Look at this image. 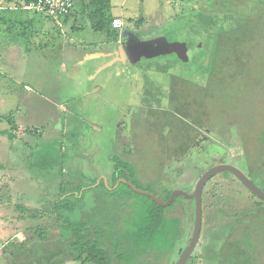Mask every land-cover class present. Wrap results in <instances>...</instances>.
I'll return each instance as SVG.
<instances>
[{"label":"rangeland","instance_id":"1","mask_svg":"<svg viewBox=\"0 0 264 264\" xmlns=\"http://www.w3.org/2000/svg\"><path fill=\"white\" fill-rule=\"evenodd\" d=\"M110 12L122 19L123 28L116 30L119 38L123 31L140 30L149 39L152 36L165 37L171 47L173 43H178L175 41L185 46L190 42V49L183 46L176 54L146 56L133 63L123 53L124 46L115 43L120 48L118 55H114L117 49L113 51L112 37L91 32L88 19L73 16L69 19L70 26L78 22L81 30L71 32L68 27L67 30L61 29L62 34L52 31L50 37L41 33V43L55 37L54 44L58 48H67L73 42L95 43L87 46V53L94 59H87L75 68L78 71L75 80L71 75L63 74L57 75V79L51 76L43 84L41 81L37 83L33 77H26L24 80L33 90L29 95L24 89L20 93L17 90L0 92L1 96L10 93L6 100L0 101L1 105L6 102L10 107L0 108V116L9 110L15 122L10 123L11 126L5 123L4 134L7 136L9 133L15 138L14 147L20 152L37 145V151L46 152L44 156L49 160L44 173H31L23 161L10 167L8 173L13 180L0 185V202L15 205L20 202L33 211L46 208L51 197L54 198L53 188L57 183L54 178L59 174L60 167L52 159L58 156L59 150L54 141L60 138L65 141L64 144L69 143L70 150L65 152L68 159L64 164V173H70V168L75 166L74 176L79 174L90 183L92 180L100 183L98 181L102 177L113 173L112 159L115 157L133 167L139 187H152L160 198L167 191H183L190 195L196 179L203 172L204 164L201 162L214 164L221 158L264 192V145L260 141L264 133L259 136V132L264 130V0H111ZM37 17L48 21L43 16ZM53 21L64 20L58 18ZM191 22L199 28L206 26L203 30L211 29L207 40L201 36V28L198 33L195 32L197 35L187 31ZM41 31L37 29V32ZM55 50L52 68L59 64L61 56ZM103 50L107 55L97 58ZM76 53L83 55L78 49ZM14 72L8 71L9 74ZM4 86L1 85L0 91ZM75 86L81 87V90L78 89L79 94L70 100L72 95L68 92L74 91ZM12 88L13 84L7 86L8 90ZM53 91L56 92L49 93ZM81 92H87L88 96L78 98L83 95ZM41 95L50 99L44 100ZM55 95L66 100L68 110L79 119L80 126L76 132L62 135L63 125L58 123L61 113L56 115L58 120L42 127L44 122L52 120L53 112L60 111L52 106ZM123 121L129 122L130 131H120L118 126ZM204 126L212 130L217 128L219 138L212 136V140L220 150L215 153L217 157H213V153L210 158L199 156L197 160H202L197 163L196 157L192 156L193 142ZM3 141L10 145L14 142L9 138ZM124 146L125 149H122ZM85 151L89 153L87 158L81 156V152ZM220 152L223 156H219ZM13 157L16 159V156ZM70 158L75 160L70 161ZM103 184L109 191L108 184ZM44 185H48V189H44ZM251 196L230 173H219L205 184L200 236L192 254L195 264L237 263L234 257L241 255L245 248L242 233L238 232L230 239L234 233L228 229L250 209L258 207L259 199ZM101 197V203L108 198L105 190L101 191ZM194 206L193 200L182 196L176 198L168 214L181 220L180 242L167 257L161 260L150 257L144 263L178 262L180 251L190 241ZM11 211L0 212V243H8L4 251L14 255V259H33L24 263L44 261L41 251L48 249V253L54 252L56 241H49L47 245L38 237L29 241L30 235L33 237L35 233L27 228L34 227L32 230L36 233L51 231V240L55 233L59 234L55 219L40 215L38 218L23 219V222H13L10 221L11 216L26 214ZM119 212L129 213L130 210L125 208ZM250 220L242 223L250 228L251 248L246 247L250 259L237 264H264V204L262 211L251 216ZM20 231L26 237L17 238L16 234ZM235 242L239 244L238 251L229 253V247L236 245ZM12 260L0 257V264H12ZM60 264L78 263L65 261Z\"/></svg>","mask_w":264,"mask_h":264},{"label":"trees","instance_id":"2","mask_svg":"<svg viewBox=\"0 0 264 264\" xmlns=\"http://www.w3.org/2000/svg\"><path fill=\"white\" fill-rule=\"evenodd\" d=\"M37 1L0 0V10L3 11H0V21H4L7 18L6 15L8 14L9 7L14 6L27 10L25 9V5L36 3ZM110 11L111 0H75L73 10L63 18V22H66L72 16L85 18L89 20L92 32L117 39L119 34L112 27V22L116 18ZM38 15L43 16L41 14ZM43 17L55 23L51 18ZM78 27V29H82L81 26ZM188 27L187 31L190 30L191 35L198 33L201 28L203 32L201 36L205 40L208 39L207 35L210 34V28L203 30V27L206 26L203 25L199 28L194 22L188 23ZM189 43H186L187 47H189ZM0 44H2L1 36ZM6 121L11 126L12 122H14L12 115L6 117ZM10 134H12L11 131ZM7 137L13 142L14 137L12 135L9 136V133H7ZM260 141L264 145V136ZM64 142L61 138L54 141L59 151L57 158L52 160L60 168L57 167L59 174L57 178H54L57 182L55 188H53L54 198L51 197L52 199L46 208L42 211H33L26 209L20 202L16 203V205L9 203L0 205V212L7 211L12 213L11 210H13V212L26 214L24 216L14 215L10 217L12 220L15 217L20 218L17 219L18 221L21 220L20 222L23 219L38 218L40 215L54 218L59 234L55 233L54 239L50 241H56L55 251L50 253H48V249L41 251L43 253L41 258L44 261L46 260L47 263H44V261L24 263V259L23 261L19 259L17 260L18 262H13L12 264H54V262L60 264L65 261H73L78 264H146L144 262L150 257L154 258V260H161L176 250L182 236L181 220L173 214H168L174 206L176 199L168 208H162L156 205L149 197L135 193L126 184L120 183L114 188L119 179H125L126 181H131L139 190L155 194L152 187H139L133 167L126 161L115 157L112 159L114 161L113 173L108 179L109 191L106 190L103 181L98 185H96V180H92L91 183L87 182L79 174L78 176H74L72 169H70V173H64V164L68 159L65 156V152L69 150L67 146L68 142L66 144ZM44 154L46 155V152L42 155ZM2 170H4V165L0 163V171ZM202 174L203 172H200V176L196 181L199 180ZM48 185L44 189H48ZM103 190L107 192L108 198L101 203V191ZM171 193L172 191H167L161 199L166 201ZM258 201V207L250 209L246 215L242 216L241 219H237L235 224L231 225L228 229L234 233L231 237L229 236L230 239L236 233H242L241 237L243 238L242 242L245 248H243L241 255L237 254L236 258L239 259L234 257L237 263H244L243 260L250 259L247 256V248H251L250 233L248 232L250 228L247 229L242 223L245 220L251 221V216L254 214L258 215L262 211L264 202ZM125 208H128L130 212H119L120 209L123 211ZM114 214L116 216H113ZM12 225L14 226L15 224ZM241 225L242 227H239ZM49 234L47 231L37 233L35 231V235L46 245L49 242ZM235 244L229 247V253L238 251L237 245L239 244L238 242H235ZM189 261H191L189 264H195V256L191 255Z\"/></svg>","mask_w":264,"mask_h":264},{"label":"crops","instance_id":"3","mask_svg":"<svg viewBox=\"0 0 264 264\" xmlns=\"http://www.w3.org/2000/svg\"><path fill=\"white\" fill-rule=\"evenodd\" d=\"M20 3L22 4V2ZM6 16L7 18L4 21L2 20L0 21V36L2 37V44H3L0 48V87L2 84L5 85L2 91L0 92H4V91L11 92L12 90H17L19 92L22 89H24L25 92L29 95L30 93L33 92V90H31V86L24 80L26 77H33L37 83L41 81V83L43 84H46L49 81V78L51 76L57 79V75L61 76L63 74H66V75L69 74L74 79V76L76 75L75 73L78 74V71H75V68H77V66L81 64H84L87 61V59H94L89 56L90 55L89 53H87V46H93L95 43L90 44V43H87L86 41H83L81 43L83 44V46H81V44L73 42L70 46H67V48L61 47V46L58 48L57 45L54 44V42H56L55 37H51L48 42L45 41L46 43L45 42L41 43V41H39L40 40L39 38L42 36L41 33L48 34V36L50 37L52 31L54 32L57 31V33L60 32V34H62L61 29L67 30L68 27L71 30V32L77 31L79 28L78 26H81L79 25L78 22H75L73 24V27H71L70 26L71 22H69V19H68L66 22L61 23L60 26H57L55 23H53L50 20L47 21L48 23L45 21H41L37 17L40 15L34 13L33 11H30V10L27 11L22 8H18V7L16 8L14 6H11L8 8V14ZM113 16L115 18L121 19L120 16H118L116 13ZM39 28L43 31L37 32V29ZM94 33L97 34L96 32ZM46 39L47 38L45 37V40ZM102 41L103 43L106 42V40H102ZM120 41L121 39L119 37L117 39H112L111 41L112 46L115 43H120ZM177 42L182 43L179 41ZM55 49L58 50L57 54H60L61 56H60V59H58L59 64L54 65L52 68L51 63L53 62L52 58L54 57V54L56 53ZM77 49L81 53H83L82 56H80L79 53L78 54L76 53ZM108 54H112V53L108 51ZM113 54L115 55V52ZM64 55L66 56V58ZM106 55H107L106 52L103 50L101 51V55L96 56V57L101 58ZM10 70H15L16 71L14 72L15 74H12V73H11L12 75L9 74L8 71ZM9 84H13V88L8 90L7 86ZM81 85H83V83ZM75 88L76 86L73 89L74 91L68 92V94L72 95V96L70 95L71 97L68 96L70 97V100L74 99L75 95L78 93V89L81 90V87H77L76 88L77 91L75 90ZM56 91L49 92V93H54ZM9 94L10 93H8L7 96L6 95L1 96L0 94V101L6 100ZM87 96H88L87 92L86 93L84 92L83 95H80L79 97L77 95L78 98L87 97ZM41 97L44 100L50 99L44 95H41ZM52 104H53L52 106L60 109V111L56 113L53 112L52 120L44 122L42 127H44V125H50L49 122H53V120L55 119L58 120L56 115L57 113H61L62 116L58 120V123H61L63 125L62 135L64 136L65 133L69 134L74 131L76 132L80 126L79 119L76 117L74 113L68 110L69 105L67 104V101L62 100L61 98L59 99L55 95L54 98H52ZM2 107L8 108V109L10 108L8 103L6 102L3 103V105L0 104V108ZM9 113L10 112L8 110L5 114H3V116H0V146H1L0 147V150H1L0 163L4 165V170L0 171V185L8 184L9 182L13 180V176H10V174L8 173L9 168L10 167L12 168V166L19 163L20 161H23L25 168H27L28 171H31V173L33 172L36 173L37 171L44 173L43 169L47 167L46 163L49 162V160L46 159L44 155H42L41 151L40 152L37 151V145H33L30 149H28V151L25 150V152L22 153L19 150H17V148L14 147L15 138L13 139L14 142L11 143V145L8 142L6 143L3 141L4 138L8 139V137L4 133L6 131V128H5L6 126L5 123L7 122L6 117H9L11 115ZM128 130L130 131V126ZM122 149H125V146L122 147ZM71 153H74V152H71ZM94 153H96L95 150H94ZM12 156H16V159L14 157L11 158ZM81 156L84 158H87L89 157V153L86 151L81 152ZM44 160H46V162H44ZM69 160L72 161L75 159L70 158ZM43 163L45 164V166H43ZM75 168H76L75 166H72L70 169L73 170ZM64 171H65V168H64ZM110 176H111L110 174L105 176V178H107L106 179L107 181H109L108 179L110 178ZM30 184L34 185V182L32 181ZM45 186L46 185H44L43 187L45 188ZM0 205H2V202H0ZM1 212L3 213V211ZM17 219H20V218L15 217L13 219V222L14 220H17ZM10 221H12L11 218H10ZM33 228L34 227H30L27 229H30L29 232L33 231V233H35V231L32 230ZM47 232L50 233L51 231L47 230ZM51 234L52 233L49 234V237L51 236ZM24 236L26 237L25 233H23L22 231L17 232L16 234L17 238L19 237L24 238ZM33 238L35 239L37 238V236L35 235L31 237L30 235L29 241ZM49 241H50V238H49ZM7 244L8 243H4V244L0 243V257H2L3 259L12 260L14 259L13 258L14 255H10L9 253L4 251V249L7 247ZM17 260L19 259H14L15 262H18ZM32 260L33 259L28 258L27 261L25 262H30ZM12 263H13V260H12Z\"/></svg>","mask_w":264,"mask_h":264},{"label":"water","instance_id":"4","mask_svg":"<svg viewBox=\"0 0 264 264\" xmlns=\"http://www.w3.org/2000/svg\"><path fill=\"white\" fill-rule=\"evenodd\" d=\"M140 35L137 31H123L121 33L120 39L127 42L128 45L125 44L123 47V53L130 59L131 62L137 63L140 62L138 57L142 54H147L149 57H160L167 55L176 54L178 49H182L185 46L183 43H173V47L169 46L168 40L165 37H159L155 40H150L149 37H144V40L138 38ZM143 36V35H142ZM130 37V38H129ZM123 46V45H121ZM130 46V50L135 52L132 56L131 53H128L127 49ZM137 58V59H135ZM101 71V70H100ZM121 123H119V129L121 131ZM230 173L234 177H236L242 185L256 198L264 202V192L261 191L253 182L249 180L244 174H242L238 169L234 166L227 164L226 162H220L219 165L212 166L210 169L206 170L199 180L195 184V188L193 193L187 195L183 191H173L169 198L166 201H163L159 196L154 193L148 191L139 190L131 181H126L125 179H119L115 184L116 188L120 183L128 185L132 191L137 194L144 195L149 197L156 205L162 208H168L172 205L174 200L179 197H185L186 199L194 201V220H193V229L190 237L189 244L180 251L178 255V262L173 264H186L187 260L190 258L192 253L195 251V248L199 241L200 230H201V223H202V192L205 184L215 175L219 173ZM106 185L107 180L105 177L101 179ZM99 180L98 182H101ZM99 183H96V185ZM95 185V186H96Z\"/></svg>","mask_w":264,"mask_h":264},{"label":"flooded vegetation","instance_id":"5","mask_svg":"<svg viewBox=\"0 0 264 264\" xmlns=\"http://www.w3.org/2000/svg\"><path fill=\"white\" fill-rule=\"evenodd\" d=\"M135 31H137V32H139L140 34H141V36H139L138 38H140L141 40H144L143 38L144 37H146L145 35H143L142 36V31H140V30H135ZM171 31V33H172V30H170ZM170 33V34H171ZM159 37H161V36H155V37H153L152 36V38L150 39V40H155V39H157V38H159ZM130 38V37H129ZM127 42H128V40H127ZM127 42H125L124 40H121L120 41V46L121 45H123V46H125V44L126 45H128L127 44ZM175 42H177V41H175ZM170 43H172V41H170ZM117 44V43H116ZM120 46L118 45L117 47H116V45L114 44V47H113V51L115 50V49H117V50H115V54L116 55H118V53H119V48H120ZM187 46V45H186ZM190 48L188 47V49L187 50H189ZM197 49V48H196ZM127 51H128V53H131L130 55H134L135 54V52H132L131 50H130V46L128 47V49H127ZM132 55V56H133ZM148 55V53L147 54H142V55H140V57H138V59L140 60V59H143L144 57H146ZM135 59H137V58H135ZM121 130H123L124 132L126 131H128V129H129V123L128 122H125V121H123L122 123H121ZM261 133H264V130H262V131H260L259 132V136L260 135H262ZM212 136H215L216 138H219V134H218V131H217V128H215L214 130H212L211 128H207L206 126H204V128H202L200 131H199V133H198V135H197V138L194 140V142H193V148H194V153H193V158H195L196 157V160H197V158L199 157V156H201L202 158L203 157H205V158H210L212 155H211V153H213V157L219 152V148L215 145V141L214 140H212ZM219 149V150H218ZM216 153V154H215ZM219 156H223L222 155V152H220V154H219ZM216 157H217V155H216ZM202 159H200V160H197V163H198V161H201ZM220 162H226V161H222V159L221 158H219V160H218V162H216V163H214V164H212L213 162H206V161H202L201 163L202 164H204V169L202 170L203 171V173L206 171V170H208V169H210L212 166H216V165H219L220 164ZM227 164H230V163H228V162H226ZM231 165V164H230ZM102 182V181H101ZM107 184H108V181H107ZM189 260V259H188ZM188 260H187V262L186 263H188Z\"/></svg>","mask_w":264,"mask_h":264},{"label":"built area","instance_id":"6","mask_svg":"<svg viewBox=\"0 0 264 264\" xmlns=\"http://www.w3.org/2000/svg\"><path fill=\"white\" fill-rule=\"evenodd\" d=\"M74 6L75 0H38L36 3L25 5V9L34 11L52 20H57L58 18H64L69 15ZM54 22L59 26L61 25V22ZM122 25V21L119 18L114 19L112 22V27L115 30H120Z\"/></svg>","mask_w":264,"mask_h":264}]
</instances>
